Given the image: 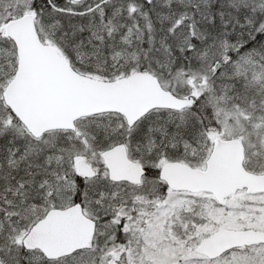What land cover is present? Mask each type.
I'll return each instance as SVG.
<instances>
[{"label": "snow or ice", "instance_id": "obj_1", "mask_svg": "<svg viewBox=\"0 0 264 264\" xmlns=\"http://www.w3.org/2000/svg\"><path fill=\"white\" fill-rule=\"evenodd\" d=\"M0 264H264V0H0Z\"/></svg>", "mask_w": 264, "mask_h": 264}]
</instances>
